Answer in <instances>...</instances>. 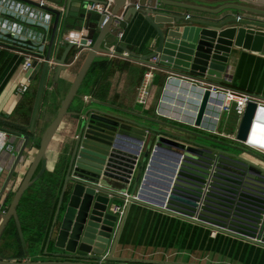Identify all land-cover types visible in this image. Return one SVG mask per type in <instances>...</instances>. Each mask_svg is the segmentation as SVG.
<instances>
[{"label": "water", "instance_id": "water-1", "mask_svg": "<svg viewBox=\"0 0 264 264\" xmlns=\"http://www.w3.org/2000/svg\"><path fill=\"white\" fill-rule=\"evenodd\" d=\"M23 1L42 7L55 16L45 61H35L34 68L28 71V75L33 78L42 69L29 127L31 132L35 128L47 74L52 64L57 65L58 79L62 70L74 64L76 55L82 49V46L69 42L61 57H54L61 23L64 22L62 36L66 30L83 32L81 45L87 39H94L98 28L99 33L91 49L86 51L87 56L56 118L42 135L39 149L23 180L6 210L0 212V240L12 220L24 240L18 211L21 200L46 171L47 150L65 118L80 117L74 148L67 163L45 247V253L55 259H0V264H169L115 256L124 219L132 203L264 247V166L214 144L187 139L94 107H87L82 113L70 111L74 100L80 97L79 91L94 60L101 54L114 53L104 47L105 39L114 28L113 18L109 17L106 21L105 15L88 9L89 3L98 0H58L59 9L36 0ZM225 1L227 3L221 4ZM237 1L241 3H235ZM127 2L131 6L125 13V20L142 10L159 37V46L155 51L143 56L131 53V59L200 84L222 85L228 66V45L235 44L240 48L258 51L255 45L249 46L246 37L264 36V21L224 14L236 11L264 16V0H150L154 2L153 5L148 4V0H115L113 12L116 13ZM187 11L197 14H189ZM208 15L222 16L214 19ZM176 48H179V54L174 51ZM71 53L74 55L72 61L68 62ZM116 54L121 56L120 53ZM157 56L160 62L151 63ZM210 96L208 90L202 96L195 121L197 127L205 119ZM257 107L256 102L248 103L233 139L235 143L220 142L204 135H199V138L244 153V145L249 144L254 127L259 122L260 111ZM1 129L24 138V143L0 191V206L7 198V192L31 141L30 135ZM164 152L173 154V164L161 194L153 196L149 186L157 158ZM134 175L140 179L139 186L135 195L127 197L125 193H131ZM120 185L127 187L125 193L118 188ZM115 199L129 201L121 218L111 211ZM55 234L58 247H65L64 242H69L66 248L68 253L48 250ZM78 248L93 254H74Z\"/></svg>", "mask_w": 264, "mask_h": 264}, {"label": "crops", "instance_id": "crops-1", "mask_svg": "<svg viewBox=\"0 0 264 264\" xmlns=\"http://www.w3.org/2000/svg\"><path fill=\"white\" fill-rule=\"evenodd\" d=\"M40 1L45 2L47 6L60 8L57 4L58 0ZM142 1L146 2V0ZM150 3L154 4L148 0V4ZM186 13L197 14L193 11ZM234 13V11H227L224 14L233 15ZM239 15L245 16V13H239ZM221 16L208 15L214 19ZM245 17L261 21L257 15L248 14ZM54 20L55 16L49 32V41ZM63 26L64 22L58 30L57 45L53 53L55 58L61 57L67 43L74 40L73 36L76 32L66 30L62 36ZM119 30L124 33L122 38L118 37ZM98 33L99 28L95 38ZM245 41L250 47L255 45L258 51L240 48L235 44L228 45L230 47L228 66L221 84L249 91L264 98V36L246 37ZM158 46L157 30L147 20V14L142 10L132 14L127 21L124 20L120 28L114 27L112 33L104 41V47L111 51L117 50L121 53L128 50L140 56L152 53ZM174 51L180 53L179 48ZM73 55V53L69 55L68 62L72 61ZM86 56V52L81 53L72 66L61 71L58 79L57 65L52 64L47 74L35 128L31 132L29 127L42 69L31 78L28 72L22 70L25 55L21 47L10 39H0V132L4 131L1 128H5L31 136L28 150L7 192L6 199L10 197L11 201L15 190L23 180L39 149L42 135L56 118L62 101L67 96ZM149 70L150 67L146 63L118 55L101 54L94 60L79 91L80 97L74 100L69 110L82 113L87 107H94L171 134L216 146L219 145L200 139L199 135L208 134L214 139L228 138L226 133L232 134L229 139L236 135L240 119L235 115L229 123H225L227 119L224 115L218 124L209 117H205L200 127L195 126L203 96L202 85L178 74L155 69L150 85L149 102L146 105L137 103V88ZM24 81H30V90L21 95L17 91V86L18 83ZM79 120L78 116H68L59 127L47 150V169L42 177L27 190L24 195L26 203L19 208L24 240L20 237L16 224L15 226L11 224L0 240V259L11 261L55 259L45 253V247L50 224L55 214L53 205L56 201L58 202L61 193L67 163L78 133ZM258 121L248 147L244 146L246 149L244 153L238 150L231 151L220 145L221 148L264 166V155L260 153L261 149L264 150L263 111H260ZM215 126L217 134L208 130ZM6 139L13 149L0 150V191L24 143V138L9 132ZM172 164L173 154L171 152H164L157 158L149 186V191L153 196L161 194L164 183L168 181V173ZM118 188L124 193L127 190V187L123 185ZM43 202L46 204L43 205ZM121 202V199L114 201L115 204ZM213 232H216L215 235H212ZM55 235V242L50 244L48 250L68 253L66 248L69 242H64L65 247H58L56 245L57 234ZM74 254L91 255L93 252L87 253L78 248ZM115 256L169 264H264V247L213 231L174 215L132 203L124 219Z\"/></svg>", "mask_w": 264, "mask_h": 264}, {"label": "built area", "instance_id": "built-area-1", "mask_svg": "<svg viewBox=\"0 0 264 264\" xmlns=\"http://www.w3.org/2000/svg\"><path fill=\"white\" fill-rule=\"evenodd\" d=\"M37 1V0H36ZM43 5L45 2L38 0ZM103 2L89 3L88 9L98 12L99 14L106 16V21L109 17L113 18V27H119L125 20V13L131 6L128 2L119 10L114 13L113 9L115 6V0H105ZM139 8L140 5H137ZM244 17V15H240ZM261 21H264V16H259ZM54 14L42 7L35 6L23 0H0V39H10L21 47L24 52L25 58L22 63V70L28 72L34 68L35 61L44 62L49 45V32L52 29ZM83 32H75L74 40L70 43H74L82 46V49L76 55L74 61H76L81 53L91 49L94 39H87L84 45H81ZM123 31L119 30L118 37H123ZM114 53L111 55H117V50H113ZM122 57L131 59V52L125 50L120 53ZM160 57H154L151 63L158 64ZM150 70L145 73L140 85L137 88V103L146 105L151 97L150 85L153 79V72L156 67L154 65L149 66ZM202 92L209 91L211 96L208 102V108L205 117H209L212 121L218 124L221 118L235 115L239 119L243 116L245 109L249 102H256L258 110L264 112V99L260 96L245 90H241L232 86L217 85V84H206L203 83ZM30 90V81H24L18 83L17 91L19 94H26ZM202 100V99H201ZM215 128H209L210 132L217 134ZM0 150L7 149L12 150V145L6 140L8 132H0ZM235 135L232 137L234 142ZM235 143V142H234ZM247 146V145H244ZM264 152L263 149H261ZM1 170V169H0ZM133 179L131 180V183ZM125 195L131 196L135 193L126 192ZM5 201V202H4ZM121 203L113 204L112 213L121 218L126 210L129 203L128 199L121 200ZM6 200L2 201L0 206V212L6 210ZM213 232L212 235H215Z\"/></svg>", "mask_w": 264, "mask_h": 264}, {"label": "trees", "instance_id": "trees-1", "mask_svg": "<svg viewBox=\"0 0 264 264\" xmlns=\"http://www.w3.org/2000/svg\"><path fill=\"white\" fill-rule=\"evenodd\" d=\"M143 164H146L145 162H143ZM139 182H140V179L139 178H135V180L133 181V184H132V186H131V189H130V192L131 193H136V191H137V188H138V186H139ZM8 201H10V197L8 198V199H6V202H8ZM24 201H26V200H24V197L22 198V200H21V203H20V205H19V208H21L23 205H24V203H26V202H24ZM42 204V203H41ZM46 203L45 202H43V205H45ZM56 206H57V201L55 202V204L53 205V209H54V211L56 210ZM19 208H18V211H19ZM11 224H15V222H14V220H12L10 223H9V225H8V227H7V229H6V231L8 230V228H9V226L11 225ZM15 226V225H14ZM50 226H51V224H50ZM5 231V232H6ZM48 233H49V231H48Z\"/></svg>", "mask_w": 264, "mask_h": 264}, {"label": "rangeland", "instance_id": "rangeland-1", "mask_svg": "<svg viewBox=\"0 0 264 264\" xmlns=\"http://www.w3.org/2000/svg\"><path fill=\"white\" fill-rule=\"evenodd\" d=\"M233 114H231V115H229V117L227 118V116H226V122L225 123H229L232 119H233ZM234 122V121H233ZM229 137H231L232 136V134L231 133H226ZM205 136H207V137H209V138H212V137H210V135H205ZM229 137L228 138H221V137H217V139L215 138V140H217V141H220V142H223V141H226L227 143H229V144H231V143H234L233 141H232V139H229ZM212 139H214V138H212ZM221 139V140H220ZM249 145V144H248ZM219 147H221L220 145H219ZM248 147V146H247ZM227 149H230L231 151H235V150H233L232 148H230V147H226ZM250 148V147H249ZM250 149H253V148H250ZM236 152V151H235ZM260 153H262L263 155H264V152H262L261 150H260ZM10 203V201H8V202H6L5 203V205H6V207L8 206V204Z\"/></svg>", "mask_w": 264, "mask_h": 264}, {"label": "flooded vegetation", "instance_id": "flooded-vegetation-1", "mask_svg": "<svg viewBox=\"0 0 264 264\" xmlns=\"http://www.w3.org/2000/svg\"><path fill=\"white\" fill-rule=\"evenodd\" d=\"M223 3H227V2L225 1V2H222L221 4H223ZM235 3H241V2H238V1H237V2H235ZM217 5H219V4H217ZM234 12H235L234 15H239V13H240V12L238 13V12H236V11H234ZM241 13H243V12H241ZM241 13H240V14H241ZM243 14H244V13H243ZM246 15H248V13H245V16H246ZM249 15H251V14H249ZM245 16H244V17H245Z\"/></svg>", "mask_w": 264, "mask_h": 264}]
</instances>
